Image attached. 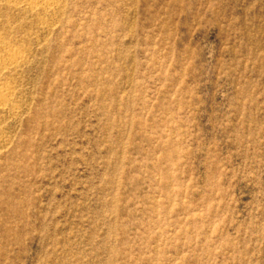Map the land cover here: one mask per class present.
<instances>
[{
  "label": "rangeland",
  "instance_id": "obj_1",
  "mask_svg": "<svg viewBox=\"0 0 264 264\" xmlns=\"http://www.w3.org/2000/svg\"><path fill=\"white\" fill-rule=\"evenodd\" d=\"M49 2L0 0V264H264V0Z\"/></svg>",
  "mask_w": 264,
  "mask_h": 264
},
{
  "label": "bare ground",
  "instance_id": "obj_2",
  "mask_svg": "<svg viewBox=\"0 0 264 264\" xmlns=\"http://www.w3.org/2000/svg\"><path fill=\"white\" fill-rule=\"evenodd\" d=\"M19 1H20V2L27 1L30 5L33 4V6L35 7L36 4H34V3H38L40 0H19ZM50 1H51V0H50ZM44 2H45L46 4H48V5H50L53 1L50 3L49 0H48V1H47V0H44ZM53 3H54V2H53ZM29 4H28V5H29ZM52 5H53V4H52ZM52 5H51V6H52ZM10 50H11V49H10ZM10 50H9L8 53H9V55H11V56H10L11 59L9 58V61H8L7 63H5L4 61H2V63H3V62L5 63V64L2 65L3 68H8L9 66H11V65H13V64H15V63H17V61H18V58H19L18 54H17L16 52H14V51L11 52ZM12 50H13V49H12ZM17 52H19V51H17ZM8 53H7V54H8ZM7 54H6V55H7ZM2 60H3V59H2ZM7 60H8V59H7ZM7 60H6V61H7ZM0 62H1V55H0ZM0 64H1V63H0ZM14 66H15V65H14ZM4 93H5V92H4ZM4 93H3V91H0V107L3 106V105L5 104V102H6L5 99L7 98V96H6V98H5Z\"/></svg>",
  "mask_w": 264,
  "mask_h": 264
}]
</instances>
